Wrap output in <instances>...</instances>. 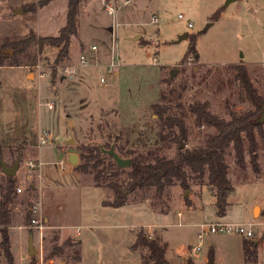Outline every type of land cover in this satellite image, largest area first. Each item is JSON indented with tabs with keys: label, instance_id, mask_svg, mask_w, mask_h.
Returning a JSON list of instances; mask_svg holds the SVG:
<instances>
[{
	"label": "rangeland",
	"instance_id": "1",
	"mask_svg": "<svg viewBox=\"0 0 264 264\" xmlns=\"http://www.w3.org/2000/svg\"><path fill=\"white\" fill-rule=\"evenodd\" d=\"M40 1L0 0L1 48L7 39L25 38L31 30L37 37L59 36L67 22L69 0H53L45 7L39 6ZM106 3L116 7L115 19L108 14L104 0L81 2L79 31L71 39L65 60L58 62L61 47L51 45L41 50L33 45L25 53L0 57V203L1 188L8 178L2 172L1 160L11 167L21 156L13 177L11 203L6 208L11 220L9 236L15 264H40L42 260L43 264H80L82 248L74 233L78 228L86 232L80 226L94 215L105 216L101 206L106 207L105 203L114 200L104 181L98 185L94 173L79 171L83 151L112 143L120 154L119 147L127 139L135 143L139 138V144L130 146L143 154L157 149L161 156L172 157L175 144H155L157 104L172 107L171 114L184 122L187 137L180 140V145L193 148L204 144L206 135L215 130L197 126L190 111L193 104L207 103L211 113L226 120L230 119L229 110H254L243 100L241 85L232 69L235 66L247 68L258 94L264 97V0H238L227 7L226 0H106ZM180 14L183 20L178 18ZM137 36L141 39L133 41ZM91 46H97L96 53L91 52ZM82 54L89 56L90 66H80ZM111 55L120 57L122 63L115 74L104 69ZM173 69L177 72L171 77ZM102 77L105 83L100 82ZM262 129L264 133V125ZM42 131H48L50 137L41 146ZM121 134L123 138L117 140ZM256 137L259 175L251 170L248 154L245 171L236 165L233 148L226 156L229 179L235 189L228 197L227 218H220L216 205L212 206L211 190L191 182L188 197L179 183L161 197H157L155 189L130 192L124 207L109 208L107 215L111 218L107 223L120 222L129 233L138 236L143 232L150 239L159 237L165 242L155 230L158 225L157 229L166 232L175 251L185 253L199 242L197 224L168 225L173 220L177 222V213L184 207L181 202L198 199L204 203L206 221L253 223L252 239L259 241L258 261L247 264H264V216L260 209L264 208V141L258 132ZM71 139L75 142L69 143ZM67 154H77L79 161L71 163ZM61 161L65 171L60 169ZM67 164L80 174V179L75 178ZM19 188L22 193L17 191ZM174 188L178 189L181 202L173 196ZM171 200L173 210L169 213ZM36 206L40 209L38 215L32 212ZM256 207L260 208L254 216ZM213 211L215 219L211 216ZM34 218H43L46 225L41 256L38 234L32 224ZM52 225L61 229L51 228ZM66 226L69 229L62 230ZM96 231L107 248L99 245L101 253L120 252L115 241L123 238L121 230ZM31 236L38 251L35 257L28 252ZM210 238L205 239L200 254ZM1 251L0 264H9ZM137 252L138 264H153L147 249L140 248Z\"/></svg>",
	"mask_w": 264,
	"mask_h": 264
},
{
	"label": "trees",
	"instance_id": "2",
	"mask_svg": "<svg viewBox=\"0 0 264 264\" xmlns=\"http://www.w3.org/2000/svg\"><path fill=\"white\" fill-rule=\"evenodd\" d=\"M53 0H41L39 6L45 7ZM83 0H69L67 9L66 25L60 30L58 37H37L33 30L28 36L22 39H7L0 47V57L3 50H13L14 55L25 53L33 45H37L41 50L46 45L61 47L58 62L63 61L69 56V48L72 37L77 36L79 31V7ZM8 56V55H7ZM35 58L32 60L34 61ZM235 71V78L240 83L244 98L249 102L254 110L232 111L229 110V120L219 118L209 110L207 103H196L190 107V111L195 115L197 126H207L215 130L214 133L206 135L204 144L181 149L180 140L186 139L187 129L184 122L171 114L172 107L154 106V114L158 116V130L156 131L155 144L161 146L176 145V151L172 157L161 156L157 149L149 150L143 154L138 148L130 145V139L120 145V156L129 158L132 161L131 167L126 169L119 168L112 157L103 153V149L114 147L112 143H106L103 147L86 149L81 154V165L79 171L84 174L94 173L98 185L104 181L105 186L114 194V200L105 203L106 207L120 208L126 205L128 194L133 191L147 192L155 189L157 197H161L164 192L177 183L185 191L191 189V182L198 186H207L216 197V208L219 217H225L228 208V197L234 192V186L229 179V166L226 156L230 148L234 150L236 165L242 171L246 168V154L250 157L251 170L259 175L261 168L257 162L259 144L256 132L264 141L263 125L256 124V120L264 108V97L258 94L253 85L247 68L243 65L232 67ZM177 131H176V130ZM127 134H131L126 131ZM124 134L117 137L123 138ZM130 146V147H129ZM115 148V147H114ZM1 156V154H0ZM109 158V160H108ZM126 175L122 178L123 175ZM15 189L13 177L7 178V184L1 188L3 201L0 203V243L1 252L7 258L9 264H15L11 254V238L9 227L11 220L6 211L7 205L11 203L10 193ZM186 203L189 204L188 199ZM264 216V211H262ZM259 241L245 238L244 257L246 263H256L258 261ZM147 249L150 262L153 264H169L166 254L169 248L161 238H148L140 232L132 245L133 250ZM191 256V255H190ZM193 257H189L186 264H195ZM149 264V263H146ZM206 264H217L216 254L213 249L208 253Z\"/></svg>",
	"mask_w": 264,
	"mask_h": 264
},
{
	"label": "crops",
	"instance_id": "3",
	"mask_svg": "<svg viewBox=\"0 0 264 264\" xmlns=\"http://www.w3.org/2000/svg\"><path fill=\"white\" fill-rule=\"evenodd\" d=\"M65 155V154H64ZM68 160H69V154L66 155ZM68 165V164H67ZM69 167V165H68ZM72 171L73 174H75V178L80 179L81 176L78 172L74 171L71 167H69ZM200 187V186H199ZM204 187V186H201ZM205 186L204 188H206ZM177 188V187H176ZM174 188L173 190V196H175L179 200L178 196V189ZM207 189L210 191V188L207 187ZM210 195H212L214 202L212 203V206L216 205V197L213 195V193L210 191ZM173 198V197H172ZM189 202V204L180 202L184 204L183 210L178 211L177 213V222L173 220L172 224H169L168 226H178V227H186V226H194L198 223L202 222H211V221H206L205 217V206L204 203L201 201L193 200ZM171 209H169V213L172 212L173 207H172V200H171ZM103 207L105 209V216L102 215H94L92 216L91 219L87 220L84 226H80L85 228L87 231L80 233L78 235L77 232L74 234V238L80 240V245L82 248V253H81V261L80 264H103L105 261L107 262H112L114 264H138V252L137 250L132 249V245L135 243L137 234L136 233H129L126 230V226L120 222H116L115 224L107 223L111 217H109L107 214L110 213L109 208L110 207ZM124 207V206H123ZM121 208V207H120ZM260 208V207H259ZM118 209V208H117ZM149 209V208H148ZM262 211H264V208H260ZM151 210V209H149ZM152 211V210H151ZM215 211V209H214ZM211 213V216L216 218L215 212ZM154 213V211H152ZM42 213V212H41ZM156 213H154L155 215ZM167 216V214L165 215ZM170 216V215H169ZM106 218V219H100ZM47 221L50 223V219L48 217ZM222 219L227 218V215L225 217H220ZM118 219V217H117ZM119 220V219H118ZM214 222V221H212ZM223 222H230L229 220L226 221L224 220ZM158 227V225H156ZM155 227V230H157L158 234L162 236L164 241L168 243L169 248L166 254V258L169 262V264H186L187 259L189 258L190 255L194 256L192 254V249L193 247H190L188 251L185 253L180 252L178 249L175 251L173 248L172 241L168 238L166 232H159V230ZM18 228V227H17ZM51 228H58L61 229L60 226L58 225H52ZM106 228H114V229H119L121 230L122 234V239L115 243L118 244V247L116 250H119L120 252H112V253H101L99 251L100 247L106 246L102 242V237H99L98 234V229H106ZM153 228V227H152ZM12 229V227H11ZM69 229L68 226H66L62 230H67ZM82 230L81 228H78ZM77 231V230H76ZM80 236V237H78ZM100 240V241H99ZM244 240L245 237L239 236V235H216L208 239L206 248H204L203 252L199 256H194V262L195 264H206L208 261V253L211 249L215 251L216 254V263L217 264H247L245 262V257H244ZM13 242V241H12ZM103 249V247H102ZM107 249V248H106ZM122 253V254H121Z\"/></svg>",
	"mask_w": 264,
	"mask_h": 264
},
{
	"label": "built area",
	"instance_id": "4",
	"mask_svg": "<svg viewBox=\"0 0 264 264\" xmlns=\"http://www.w3.org/2000/svg\"><path fill=\"white\" fill-rule=\"evenodd\" d=\"M105 7L107 9V12L110 16L115 19V16L117 14V9L113 4H107L106 0H104ZM180 20L184 19V16L180 14L178 16ZM91 52L96 53L98 48L97 46H91ZM79 63L80 66L85 68L87 66H90V58L88 55H80L79 58ZM99 66V65H97ZM122 67L121 59L118 56H110V61L105 65L104 69L107 71L108 74H115L119 71V69ZM70 73H73V71H69ZM105 78L102 77L100 79L101 83H105ZM50 137V133L48 131H42L41 136H40V145H46L47 141ZM31 167H35L34 163H31ZM60 169L62 171H65V165L63 161L60 162ZM19 193H22L23 189L19 188L17 189ZM39 207H33L32 212L35 215L39 214ZM43 218H34L32 220L33 228L37 232V237L39 238V243H40V256L43 252V241H44V230L46 228V225L43 222ZM253 223H234V222H202L198 223L196 225L197 228V239L198 243L195 247L192 249V254L194 256H199L200 252L202 251V246L204 244V241L207 237H212L216 235H231V234H238L241 235L245 238H252L254 236V230H253ZM78 235H80L81 230L77 229L76 231ZM38 252V251H37ZM38 255V254H37ZM40 264H43V260L41 261Z\"/></svg>",
	"mask_w": 264,
	"mask_h": 264
},
{
	"label": "water",
	"instance_id": "5",
	"mask_svg": "<svg viewBox=\"0 0 264 264\" xmlns=\"http://www.w3.org/2000/svg\"><path fill=\"white\" fill-rule=\"evenodd\" d=\"M238 0H226L225 6H229L230 4L237 2ZM23 10L20 9V13H22ZM187 38V34L184 35ZM141 39L140 36L134 37L132 38L133 41H139ZM3 55H8V56H13L14 55V51L13 50H3L1 52ZM177 70L173 69L171 71V77H174V75L176 74ZM256 124H264V108L262 109L261 114L259 115V117L256 120ZM74 139L69 140V143H74ZM185 146L183 145V143L181 144V149H183ZM103 153L112 157V159L115 161L116 165L119 168H130L132 161L129 158H123L121 157L116 151L114 147H111L110 149L106 150L103 149ZM69 161L73 164H76L79 161V157L77 154H70L69 156ZM20 162H21V156H18L17 160L15 161V163L13 164V166H8L4 161L1 160V167H2V172L8 176V177H14L17 174V171L19 169L20 166ZM190 194V191H186L185 192V196L188 197V195ZM259 207H256L254 210V216H256V211ZM28 252L29 255L31 257H35L37 256L38 252L35 249V245H34V240L33 237L31 236L29 239V244H28Z\"/></svg>",
	"mask_w": 264,
	"mask_h": 264
}]
</instances>
